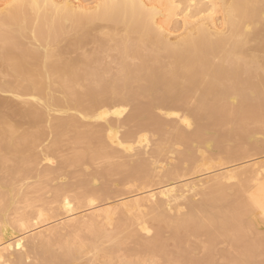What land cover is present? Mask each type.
Returning <instances> with one entry per match:
<instances>
[{
  "label": "bare ground",
  "instance_id": "bare-ground-1",
  "mask_svg": "<svg viewBox=\"0 0 264 264\" xmlns=\"http://www.w3.org/2000/svg\"><path fill=\"white\" fill-rule=\"evenodd\" d=\"M161 13L164 18L163 25L156 20V16ZM217 14L220 15L219 23L222 29L215 22ZM177 18H181L183 33L171 40L175 29L169 27ZM88 44H94L95 49L92 48L93 52L86 54L88 51H85L84 46ZM81 49L85 51L81 52L83 54L78 53ZM110 51L115 52V56L110 57L114 66L105 60V55ZM69 53L76 56L71 57L73 54ZM121 118V124L129 126L125 133L121 132L123 134L118 131L117 126L113 127L116 124L121 125L117 123ZM91 119L100 120L102 124L99 128L95 127V132L91 130L94 133L86 134L88 124L90 127L94 125L88 123L86 126L82 123L87 130L80 134L84 132L83 127L81 132L77 131L79 125L78 129L81 128V122ZM111 119H114L116 124L110 122ZM169 119L172 123L168 124L171 130L166 129L165 132L164 123L169 122ZM132 124L135 125L134 129L131 128ZM253 125L254 128L251 127ZM261 131H264V0H96L91 7L75 5L70 0H3L0 5V172L14 180L24 171L20 166L26 161L29 162V155L33 156L45 135L52 139L49 144L56 142L65 132L74 133V143L87 141L89 149L84 150L73 162L81 165H91L98 160L108 162L111 157L114 159L122 155L125 158L128 154L134 155L136 150L146 153L152 137L156 139L154 144L152 142L153 145H150L153 146L149 152L151 160H148L147 155V160L140 159L141 161L135 164L132 162L133 167L129 165L127 168L128 165L120 164L124 167H121L120 171L117 166H113V170L110 169L112 167L106 168V173L105 168L103 171L100 169L101 171L93 172L91 177L98 173L96 175L101 176V179L104 178L103 173L109 175L118 170L117 174L121 171L125 175L128 174L123 177L126 181H132L133 178L141 181L142 191L119 201L118 204H106L97 208L94 205L96 200H104L96 196L99 192L103 195L106 191L101 190V185L100 189L95 186L96 189L88 188L91 186L88 183L91 180L84 179L85 186L89 184L88 191L99 190L96 191L97 195L94 193L95 196L88 193L87 197L84 195L88 199L87 206L91 207L92 211L80 216L76 214V217H66V220L53 228L37 231L39 222L44 217L40 212L32 216V213L28 214L27 211L26 216L25 210L20 211L18 213L23 212V218L16 221L17 217L12 216H17L18 210L14 208L17 210L14 211L10 207V213L14 211V214H6H9L11 221L6 217L8 215L4 217L9 221V228L15 226L16 232H7L5 227H0V264H27L28 259L33 262V257L37 264H73L84 240L80 247L77 244L73 246L65 243L67 246L61 248L62 251L58 254L52 253L51 247L66 242L65 240L73 235L79 240L78 235L82 231L92 233L93 238L88 241L93 244L95 239H112L111 236L118 232L115 229L123 231V227L125 229V226H130L142 218L140 215L145 210L150 211L148 215H154L150 217L158 223L159 246L162 242L167 245L170 240L177 246H182V241L185 242L188 235L205 236L207 241L204 249L208 261L212 258V253L216 254L217 250L224 247L226 241V244L229 242L231 246L238 248L236 253L240 251L239 256L236 254L238 258L223 252L227 261L251 260L259 264L258 260L264 258L260 257L261 254L264 255V232L257 238L262 232L255 229L253 236L252 222L255 217L264 221V212L261 211V204L264 203V162L251 164L250 161L249 165L237 168L233 167L234 165L228 167L227 162L253 157L252 154L257 153L258 147L252 146L255 142L252 139ZM194 144H203L207 149L209 145H213L216 154L213 155L209 151L208 153L212 163L217 157V172L202 181H184L178 186L165 184L158 187L157 184L159 189H151L154 187H151L152 175L155 174L153 180L157 176L152 165L164 161V157H161L166 156V153L173 152L176 157L177 147L185 150L181 153L178 149L181 154L177 157L181 162H187V169L179 168L180 170L172 172V168L168 167V173H160V177L164 175L172 179L177 176L175 179H179L182 178V173L203 174L217 168H213L203 157L202 160L198 157L201 161H196L195 155L199 154L194 152ZM90 145L94 146L93 149ZM197 149L199 152V148ZM140 151L135 152L134 156L142 152ZM170 157H165V160ZM178 162L179 159L175 164ZM124 170L129 173H124ZM87 174L90 176L89 172L85 173L86 176ZM170 178L160 181L168 183ZM107 192L105 196L111 194ZM64 194H59V207L66 214H72L74 198L78 199V196L75 194L74 198H70ZM84 196L81 200L85 199ZM190 196L194 199L201 197V200L198 199V203H195L190 200ZM1 203L0 209L5 207L6 210L8 203ZM26 206L28 207L27 204L23 207ZM179 208L184 212H180L181 215ZM171 211H174V216L171 213L169 215L168 212ZM114 216L118 219L113 218ZM115 219L116 228L114 223L112 224ZM31 223L35 225L30 227ZM151 224L152 222L148 228ZM100 225L102 228L107 226V229L113 226L114 231L111 230L114 233L105 232V227L103 231ZM142 226V231H148L145 225ZM29 228L37 232L33 231L30 236L29 233L27 239ZM165 229L170 230L171 236L167 237H171L170 240L161 239ZM122 231L121 233L126 235ZM104 232L105 235L101 237ZM167 232L166 236L169 235ZM121 233L117 235L121 236ZM130 235L129 233V237ZM218 239L221 245H217ZM114 240H108L109 244ZM187 240L188 238L186 242L187 245L191 244L192 250L195 244ZM101 241L103 244L104 240ZM96 244L97 241L95 246ZM147 244L142 250L151 255H162V251L156 249L157 247L150 248L151 244L150 247ZM114 246L113 244L108 247L109 251L104 248L105 252L101 251L104 252L103 256L109 258ZM213 246L217 248L214 250ZM97 247L99 246L97 245L94 251ZM222 250L226 251L223 248L219 252ZM165 252L168 254L167 250H164ZM185 253L187 255L186 250ZM215 254L214 259L219 255ZM176 256L178 257L177 254ZM257 256L259 258L255 260ZM180 257L182 258H178ZM32 262L31 264H34ZM106 262L104 263L112 264Z\"/></svg>",
  "mask_w": 264,
  "mask_h": 264
},
{
  "label": "rangeland",
  "instance_id": "rangeland-1",
  "mask_svg": "<svg viewBox=\"0 0 264 264\" xmlns=\"http://www.w3.org/2000/svg\"><path fill=\"white\" fill-rule=\"evenodd\" d=\"M3 1V0H2ZM2 1L0 0V5H2ZM6 0H4V2H5ZM70 2H73V3H75V5H83V6H89V7H91V6H93L94 4H95V2H96V0H70ZM216 16V15H215ZM219 17H220V15L219 14H217V16L215 17V22L220 26V29H222V27H221V23H219L220 22V20H219ZM163 14L161 13V14H158L157 16H156V20L160 23V24H164L163 23ZM217 20V21H216ZM161 21H162V23H161ZM174 25V26H173ZM217 25V26H218ZM104 26V25H103ZM101 28L104 30V28L102 27V25H101ZM170 29H175V32L173 33V36L174 37H171V40H174V38L175 37H177V36H180L182 33H183V26H182V21H181V18H177V21H174L173 22V24L171 23L170 24V27H169ZM105 32V31H104ZM92 45V46H91ZM93 45L94 44H88V45H86V46H84L85 47V51H88V52H85V51H82V49L84 50V47L81 49V51L79 50L78 51V53L79 54H83V53H81V52H85L86 54H89V53H91V52H93L92 50V48H94L95 49V46L93 47ZM89 50H91L90 52H89ZM67 52V51H66ZM76 53V52H75ZM78 53H76L77 55H78ZM84 53V54H85ZM69 54H73V55H71V57H75L76 55L74 54V53H69ZM68 54V55H69ZM75 55V56H74ZM70 56V55H69ZM107 58L105 59L106 60V63H110L111 61H112V59L110 58L111 56H115V52H113V51H110L109 53H107L106 55H105ZM113 61H114V58H113ZM113 62H111L110 64H112ZM111 66H114V63L111 65ZM127 110H129V108L127 109ZM172 120V119H171ZM121 121H123V118H121L120 120H119V122H117V123H122ZM168 121V120H167ZM110 122H112V123H114V124H116L115 122V120L114 119H111V121ZM166 122V121H165ZM85 123V125L87 126V124L88 123H90V125L92 126V124L94 125V126H92V127H90L89 126V124H88V128L90 129H88V133L86 132V127H84L83 126V124ZM112 123H110V124H112ZM170 119H169V122H167V123H164L166 126L164 127V130H165V132H166V129H169V130H171L170 128L171 127H169L168 126V124L170 125ZM99 124V125H98ZM102 123L100 122V120H94V119H91V120H87V121H85V122H81V128L80 129H78L79 127H80V125H79V127L77 128V131H82V127H83V130H84V132L82 131V133H80V134H84L85 132H86V134H90V133H92L93 131L95 132L97 129L95 128V127H100V125H101ZM172 124V123H171ZM96 125V126H95ZM113 125V124H112ZM117 126V129H119L118 131H120V133L121 132H123V133H125L129 128V126L127 127V126H125V125H119V124H116L115 126L113 125V127H116ZM168 126V127H167ZM39 128H40V126H38ZM37 127V128H38ZM48 127H50V125H48ZM120 127H124V129L122 130V128H120ZM133 127H135V125H131V128L132 129H134ZM181 127V126H180ZM252 128H254V125L253 126H251ZM258 127V126H257ZM38 128V129H39ZM42 128V127H41ZM44 128V127H43ZM42 128V129H43ZM92 128H94V129H92ZM127 128V129H126ZM229 128H231V127H229ZM34 129H36V128H34ZM126 129V130H125ZM91 130H93V131H91ZM122 130V131H121ZM90 131V132H89ZM93 132V133H94ZM65 133H67V132H65ZM65 133H62V135H60V137L59 138H61V139H59L58 138V140H56V142H58L56 145L55 144H53V143H56V142H51V144H49L50 142L49 141H52V139H51V137L50 136H47L46 137V135L43 137V139L39 142L40 143V146L38 145L37 146V149H35V152H34V154H33V156L35 155V157H37V158H35V157H33L32 156V154L31 153H33V152H31L30 154L31 155H29V157H31V158H29L28 160H29V162L27 163V161H26V163L23 165V166H20V169L21 170H24L23 172L21 171V173H19L18 175H17V177L14 179V180H12L10 177H8L5 173H2V172H0V203L2 202L3 204L5 203V201L8 203L7 204V206H6V210H4L5 209V207L1 210L0 209V211L2 212L3 211V213H0V217H1V219H0V223H1V225H0V227H5V229L7 230V232H11V231H15L16 230V228H15V226H14V228H15V230H14V228L12 227V228H9V227H11L10 225H9V221H7V218L9 217V214H6L7 212H9L10 213V209L11 208H15V209H17V210H15L14 209V211H17L16 213H18V212H20V211H24V213L26 214V216H28V214L29 213H32V216H34V215H36L37 213L39 214V212H40V214H42V215H44V217L42 218V220H41V222L43 221V223L41 224V222H39L40 224H39V230H37V231H44V229L46 230V229H50V228H53L54 226H56L59 222H61V221H64V220H66L67 218H69L70 216H73V217H76V214H77V216H80V215H83V214H86L87 212L89 213L90 211H92L91 209V207H89V206H87L88 205V199L87 198H85V196L84 195H86V197H87V194L86 193H88V194H90V196H95V195H97V192L99 191L98 189L95 191L96 192V194L94 195V193L95 192H92L91 191V189H96V188H99L100 189V185H101V190L102 191H108L107 192V194L108 193H111V194H108V195H106V196H108L107 197V199H106V196H105V194H106V192H105V194H100V192H99V195H97L96 197L98 198L99 197V199L102 197V199H100V200H104L103 202H101V201H99V200H96V198H95V200L97 201V203L95 202L94 203V205L97 207V208H101L102 206H104V205H108V204H112V205H115L116 203L118 204V202L119 201H121V200H123V199H126V198H128L129 196H132V195H135V194H137V192L139 193L140 191H142V187H143V184L141 183V181L138 179V178H133L132 179V181H126L123 177H126L127 175H125V174H123L122 173V171H121V173L120 172H118V174H117V171L114 173H111V174H109L108 175V173H107V175L105 174L106 173V171H107V169H109L110 167H112V168H110V169H112L113 170V168H115V167H113V166H117V169H119V171L120 170H122L121 169V167H123V165L124 164H126V165H128L127 166V168L129 167V165H131V167H133L132 165L133 164H135V163H138V161H141L140 159H144V160H147L145 157H147V155H149L148 156V160H151V157H150V151L152 150V148H153V146H150V145H153L154 144V142H155V140L154 139H156V137L154 138V137H152V141H150L151 143L153 142V144H151V143H149V147L147 148V152L146 153H143L144 151H140L141 153H142V156H140L141 155V153H139L138 155L136 154V157L134 156L135 155V152H139L138 150H136L135 152H134V155H132L133 153H131V154H128V155H126L125 156V158L123 157V155H122V157H117V158H115L114 157V159L112 158H110V160H108V162H106V160H98V161H95V162H93V164H91V165H89L90 163H88L87 165L86 164H73V162H74V159L78 156V155H80L84 150H87V149H89V147H88V145L89 144H87L88 142L87 141H85V143L87 144H85V143H83L82 141H79L78 143L79 144H77V143H74V141H73V136H74V133L73 132H68V133H70V135H72V136H70V135H68V133L67 134H65ZM79 133V132H78ZM123 133H121V134H123ZM263 133V134H262ZM121 134H119L120 136H121ZM63 135H65V136H63ZM63 136V137H62ZM123 136V135H122ZM48 140V141H47ZM83 140H86V139H83ZM154 140V141H153ZM253 141H255L257 144H255V142L253 143V141L251 142V143H253V145L252 146H257L258 147V151H257V153L256 154H252V153H250V154H252L253 155V157L251 156L250 158H247V159H245V160H237V162H236V160H235V162H232V163H228L227 162V166L228 167H231V166H233V167H241V166H245V164L246 165H249L250 164V161H251V164L252 163H259V162H264V131H261L260 133H258V134H256L254 137H253V139H252ZM73 141V142H72ZM42 142V143H41ZM49 142V143H48ZM74 143V144H73ZM75 144H77V145H75ZM46 145V146H45ZM53 145V146H52ZM52 146V147H51ZM49 147V148H48ZM92 147H94V146H92ZM91 147V145H90V148H92ZM203 147V148H202ZM209 148L207 149L206 148V146H204L203 144H194V152L196 151V153L197 154H199V156H197V155H195V158H196V161H201L202 160V158L201 157H203V158H205L206 160H208L209 161V163H211L210 165H213L212 167L213 168H215L214 166H216L217 165V163H218V160H217V157H216V161L214 160V162L212 163V159H211V157H209L210 156V154L209 153H211V154H213V155H215L216 154V151H215V149L214 148H212L213 147V145L211 144V146L209 145L208 146ZM53 148V149H52ZM197 148H199V152H198V149ZM93 149V148H92ZM150 149V150H149ZM179 149V151H181V153H183V152H185V150H184V148H181V147H177L176 148V151H175V154H176V157H175V155H174V153L172 152V153H166V156H162L161 157V159L164 157V161L162 160V162L160 161V162H155L153 165H152V167L153 168H155V170H153V172H156V175L159 177H155L154 178V180H153V177L155 176V174H153L152 175V186L151 187H153V188H151L149 185H150V183H149V185H147V186H149L148 188L150 189H154V190H156V189H159L158 187L159 186H161V187H163V186H165V184L166 185H168V184H174V185H176V186H178V185H180L181 183L183 184L184 183V181L185 182H187V181H190V180H197V179H200L201 181L204 179V178H206V177H209V176H211V175H213L215 172H217V170H218V168L219 167H217V168H215V169H212V172H210V173H208V172H203V174H205V175H203L202 173H200V174H190V172H189V174L187 173V175L185 174V173H182L183 174V176L182 175H180L182 178H180L179 177V179H175V178H177V176L174 178V177H172V179L171 180H167L168 181V183L167 182H163L162 183V181H166V179H169L168 177H164V175H166V173H168L167 171H169L170 169L169 168H172L170 171H175V170H186L187 169V167H188V164H187V162H181L182 160L179 158V157H177V155H180L181 153H178V150ZM49 150V151H48ZM201 150H203L204 152L202 153L201 152ZM208 151H209V153H208ZM213 152V153H212ZM36 153V154H35ZM147 153H149V154H147ZM178 153V154H177ZM192 153V152H191ZM195 153V154H196ZM207 153H208V155H207ZM215 153V154H214ZM173 154V155H172ZM204 154V155H203ZM207 156H206V155ZM47 155V156H46ZM169 155L172 157H170L169 159H167V160H165L166 158H168L169 157ZM193 155H194V153H193ZM203 155V156H202ZM213 155H211V156H213ZM197 156V157H196ZM33 157V158H32ZM144 157V158H143ZM166 157V158H165ZM174 157V158H173ZM198 157H200V159L198 158ZM258 157V158H257ZM34 158H35V160H34ZM177 158V159H176ZM137 159V160H136ZM178 159L180 160V162H178L177 164H175L177 161H178ZM214 159V158H213ZM252 159V160H251ZM134 160V161H133ZM253 160H255V161H253ZM153 161V160H152ZM151 161V162H152ZM158 161V160H157ZM166 161V162H165ZM195 161V162H196ZM211 161V162H210ZM132 162H134L133 164H132ZM216 162V163H215ZM223 162H225V161H223ZM223 162H219V163H223ZM160 163V164H159ZM180 163V164H179ZM197 163H200V162H197ZM226 163V162H225ZM248 163V164H247ZM117 164V165H116ZM120 164H123V165H120ZM165 164V165H164ZM179 164V165H178ZM186 164H187V166H186ZM215 164V165H214ZM126 165H125V167H126ZM174 165H175V169H173L174 168ZM180 166V167H178V166ZM118 166H120V167H118ZM170 166H173V167H170ZM160 167H163V169L161 170L160 169ZM169 167V168H168ZM177 167V168H176ZM104 168L106 169L105 170V173H103V176H104V178H101V179H99L100 177L98 176V175H96V174H98V173H96L95 174V176H93V177H91L92 175H93V172L95 173V172H98V171H101L102 169L104 170ZM124 168V167H123ZM126 168V169H127ZM180 168V169H179ZM101 169V170H100ZM129 169H131V168H129ZM128 169V170H129ZM102 170V171H103ZM128 170H124L125 172L124 173H127L128 172ZM167 170V171H166ZM51 171V172H50ZM109 171V170H108ZM161 171V172H160ZM165 171H166V173H165ZM51 174H50V173ZM87 172H89L90 173V176H88L89 174H87V176L85 175V173H87ZM92 172V173H91ZM112 172V171H111ZM158 172V173H157ZM101 173V172H100ZM110 173V172H109ZM129 173V172H128ZM162 173H165L164 175H163V177H160V176H162L161 174ZM207 173H208V175H207ZM49 175V176H48ZM102 175V174H101ZM105 175H106V177L107 178H105ZM122 175V176H121ZM102 176V177H103ZM179 176V175H178ZM185 176V177H184ZM190 176V177H189ZM198 176H200V177H198ZM87 177V178H86ZM90 177V178H89ZM96 177V178H95ZM96 179V180H94V179ZM121 178H123V179H121ZM84 179H90L91 181L90 182H88V180H87V182L91 185V186H89V184L87 183V185L89 186H85V184H84ZM104 179V180H103ZM187 179V180H186ZM122 180V181H121ZM130 180V179H129ZM159 180V181H158ZM160 180H162V181H160ZM177 180V181H176ZM104 183H103V182ZM136 181H139V182H137L136 183ZM156 181H157V183H156ZM126 182H127V184H126ZM174 182V183H173ZM262 182V181H261ZM138 183H139V185H138ZM161 183V185H159ZM84 184V185H83ZM124 184V185H123ZM156 184V185H155ZM157 184H158V187H157ZM79 185H80V187H79ZM82 185V186H81ZM93 186V187H92ZM96 188H95V187ZM107 186H108V188H107ZM141 186V187H140ZM146 186V185H145ZM144 186V187H145ZM146 186V187H147ZM66 187H67V189H66ZM71 187V188H70ZM90 188L91 187V189H89V191H88V188ZM105 187H106V189H105ZM156 187V188H155ZM160 187V188H161ZM147 188V189H148ZM64 191H63V190ZM84 189V190H83ZM57 190V191H56ZM60 190V191H59ZM66 192L67 190H69V191H67L66 192V194H64L63 192ZM86 190V191H85ZM56 191V192H55ZM94 191V190H93ZM113 191V192H112ZM79 193H80V195H79ZM85 193V194H84ZM59 194H64V195H67V196H69L70 198H74L76 195L78 196V199H76V197L74 198L75 199V201H77V202H75L74 201V203H73V211L75 212H71L72 214H66L65 213V211L62 209V208H60L61 206H60V201H61V198H60V195ZM76 194V195H75ZM62 195H61V197H62ZM58 196V197H57ZM84 196V198L86 199H82L81 200V198ZM111 196V197H110ZM113 196V197H112ZM55 197H57V199L55 198ZM197 197H199V196H197ZM27 200H25V199ZM53 198H55L56 200H55V202L53 201L54 199ZM201 198V197H200ZM200 198H196L195 197V199L194 198H191V196H190V200L191 201H194L195 203L198 201V199H200ZM24 199V200H23ZM29 199V200H28ZM59 199V200H58ZM90 199H92V200H94V198H90ZM94 200V201H95ZM189 200V199H188ZM188 200H186L187 201V203H188ZM189 200V201H190ZM197 200V201H196ZM201 200V199H200ZM30 201V202H29ZM32 201V202H31ZM86 201V202H85ZM19 202V203H18ZM98 202H100V203H98ZM1 203V204H2ZM31 203V204H30ZM45 203H46V205H45ZM48 203V204H47ZM49 203H51V204H49ZM52 203H53V205H52ZM57 203V204H56ZM81 203V204H80ZM82 203L84 204L83 206H82ZM102 203V204H101ZM187 203H184V205H186ZM198 203V202H197ZM27 204L28 205V207L26 206V208H24L25 207V205ZM55 204V205H54ZM75 204V205H74ZM48 205H51V206H48ZM80 205V206H79ZM98 205V206H97ZM183 205V206H184ZM24 206V207H23ZM30 206V207H29ZM34 206V207H33ZM36 206V207H35ZM43 206V207H42ZM60 206V207H59ZM101 206V207H100ZM182 206V207H183ZM11 207V208H10ZM22 207V208H21ZM59 207V208H58ZM79 207H81V208H79ZM88 207H89V210H88ZM181 207V208H182ZM10 208V209H9ZM21 208V209H20ZM78 208V209H77ZM93 208H95V207H93ZM181 208H179V210H178V212H179V214H180V212H182L180 209ZM12 209V210H13ZM23 209V210H22ZM182 209H184V207L182 208ZM185 209H186V206H185ZM44 210V211H43ZM83 210V211H82ZM14 211H11V213H12V215L14 214ZM27 211H28V214H27ZM62 211H64V213L62 212ZM36 212V213H35ZM78 212V213H77ZM84 212V213H83ZM86 212V213H85ZM186 213H187V211H185ZM11 213H10V215H11ZM15 213V214H16ZM21 213H23V212H21ZM21 213H18V214H20L21 215ZM50 213V214H49ZM150 213V211H148V210H145V211H143L142 212V215H140V216H142V218H140V219H138L137 221H134V223H132V224H130V226H125V229H124V227L122 228L123 229V231H124V234H126V235H123L122 233H121V231L120 230H118V229H115L116 231H118L117 232V234L118 233H121L122 235L121 236H118L117 234H114V236H115V238H113L114 236H111V238L112 239H115L116 241H118V242H116L115 240L114 241H111L112 242V245L114 244L115 246V248H113L112 250H111V252L110 253H112V255L110 254L108 257L109 258H106V256H103L104 254H102V253H104L105 252V249L104 248H106L108 251H109V249H108V247L110 248V246H112L111 245V242H110V244H109V241L110 240H112V239H108L107 237H105V239L107 238V242H108V244H107V242H106V240L104 239V238H101L100 239V237H99V239L100 240H94V244L93 243H90L88 240H91V238H93V236H92V233L90 234V232H85V231H82L81 232V234L82 235H84L82 238H81V234L80 235H78L79 236V240L78 239H76L75 237H74V235H73V237L76 239L75 241H74V238L73 237H70V238H67L68 239V241H67V239L65 240L66 242H61V244H55V245H53V247H51V249L52 250H50L52 253H55L56 254V252H57V254L58 253H61V252H59V251H62V250H60L61 248H63L64 246H67V245H71V244H73V246H74V244L76 245L77 244V246H79L80 244H81V242H82V240H84L83 241V244H81L82 246L80 247V250L78 251L79 252V254H78V258H77V260H76V262L75 263H73V264H105L104 262H106V261H108L109 263L111 262L112 264H123L124 262H127L128 264H175V263H177V264H181V262H186V256H188V258H187V262H190V261H193V260H195V261H199V262H202V264H208V262H209V264H222V262H225V261H227L228 259H226L225 257H223V254L226 252V253H228V255L230 256V257H232V256H234V257H236L237 255H238V253L240 254V251L239 252H237L236 253V250H238V248H236L235 246H231L232 244H229V242H228V244H229V246H228V244H226V241H225V245H223V246H220V247H223V248H225V250L226 251H224V250H222L221 252H219L221 249H223V248H220L219 246H218V248H220L219 250H217L218 251V253H216L215 254V252L214 253H212L213 255L215 254L217 257L214 259V257H213V255L211 256L212 258H209V261H208V259L206 258V255H207V253H205L206 251H205V249L204 248H206V241H207V238L205 237V236H199V237H194V236H192V237H189V235H188V237H186L185 238V242L184 241H182V246L181 245H179V246H177V244H175L174 242H173V240H170V238L171 237H169V238H167L168 236H171L170 235V230L168 231V229L166 230H163V232H162V240H165V239H169L170 241H168V243H167V245H163V242H162V245H163V247H162V245H161V243H160V246H159V242H157L158 240H157V227H158V223L156 222V221H154V220H152L153 218L152 217H150V216H154V215H148ZM169 213V215H171L172 214V216H174V211H171V212H168ZM167 213V214H168ZM171 213V214H170ZM182 213H184V212H182ZM2 214V215H1ZM18 214H17V216L16 215H14V216H12V217H17V220L16 221H18L19 219H21V218H23V216L21 215V217H19L18 216ZM67 216H66V215ZM153 214V213H152ZM5 215H8V216H6L7 218H6V220H5ZM31 215V214H30ZM175 215H177L176 213H175ZM181 215V214H180ZM182 215H184V214H182ZM168 216V215H167ZM24 217H25V215H24ZM61 217V218H60ZM67 217V218H66ZM116 216H114L113 218H115ZM139 217V216H138ZM143 217H144V219H143ZM171 217V216H170ZM258 217V216H257ZM29 218H31L30 216H29ZM117 218V217H116ZM148 218V219H147ZM152 218V219H151ZM172 218V217H171ZM175 218V217H174ZM260 220H261V218L260 217H258ZM118 219V218H117ZM117 219H115V220H113V222H112V224H113V226L116 228L117 226ZM141 219H143V222L141 221ZM173 219V218H172ZM259 219H257L256 217H255V219H254V221L252 222V231H253V236H254V234H255V229L257 230V232L259 231V232H262V233H256V234H258V236H256L257 238H260L262 235H263V232H264V221L262 222V221H260ZM6 221V223H8L7 225H9V226H7L6 225V223H5V221ZM8 220H10L9 218H8ZM12 220H14V219H12ZM45 220H47L48 221V223H47V221H45ZM146 220L148 221V222H146ZM151 220V221H150ZM260 222H262V223H260ZM11 221V220H10ZM15 221V222H16ZM56 221V222H55ZM149 221H150V223L152 222V224H151V228L149 227L148 228V225L150 224L149 223ZM153 221H154V224H153ZM33 222V221H32ZM52 222V223H51ZM139 223V225H137L138 223ZM14 223V222H13ZM116 223V224H115ZM145 223V224H144ZM149 223V224H148ZM10 224H12V222H10ZM32 224H34V223H31L30 225H32ZM13 225H15V224H13ZM35 225V224H34ZM101 225H102V223H101ZM100 225V226H101ZM104 225V224H103ZM129 225V224H128ZM142 225H145V227H147V229H148V231H142V227H144V226H142ZM41 226H42V228H41ZM44 226V227H43ZM112 226V225H111ZM112 226V227H113ZM138 226V227H137ZM152 226H154V227H152ZM30 227H33V225L32 226H30ZM106 228V230H105V228ZM112 227H109L108 229H107V226H103V228H102V226H101V228L103 229V231L105 230V232H109L110 234H112V233H114L113 231H114V228H112ZM140 227V228H139ZM135 228V229H134ZM154 228V229H153ZM30 229V228H29ZM27 230V235L26 236H28V234H29V236L32 234V232L34 231V229L32 228V230L30 229V230ZM113 231H112V230ZM139 229V230H138ZM132 230V231H131ZM37 231H34V232H37ZM102 231V232H103ZM122 231V232H123ZM127 231V232H126ZM130 231V232H129ZM141 231V233H139ZM169 233H168V232ZM16 232V231H15ZM33 232V233H34ZM101 232V231H100ZM105 232H104V234L102 235V233H101V237H103L104 235H105ZM146 232H148V234L146 233ZM166 232L169 234V235H167L166 236ZM85 233V234H84ZM108 233V234H109ZM129 233L132 235H130V237H129ZM143 233V234H142ZM164 233V234H163ZM92 236V237H90V235ZM107 234V233H106ZM128 234V235H127ZM135 234V235H134ZM137 234H138V236H137ZM77 235H75V236H77ZM116 235H117V237H116ZM29 236L27 237V239L29 238ZM78 236H77V238H78ZM135 236V237H134ZM252 236V237H253ZM32 237V236H31ZM85 237V239H83ZM129 237V238H128ZM89 238V239H88ZM146 238V239H145ZM164 238V239H163ZM188 238V242H190V243H194L196 246H198V247H196L195 245H193L192 246V250H190L191 249V244L189 245H187V242H186V239ZM262 238H264L263 236H262ZM261 238V239H262ZM118 239V240H117ZM221 239V238H220ZM79 241V244H78V241ZM101 240H104V242H103V244H102V241ZM109 240V241H108ZM77 241V242H76ZM89 242V244H88V242ZM98 242V244H96V246L98 245L99 247H97V248H99L98 250L99 251H97V248H96V254H95V251H94V248L96 247L95 246V242ZM101 241V242H100ZM222 241H223V239H222ZM147 242H148V244H147ZM67 245H66V244ZM65 244V245H64ZM92 244V245H91ZM102 244V245H101ZM142 244L144 245V246H142ZM146 244L150 247V244H151V247L150 248H152V247H157L156 249H159L160 251H162L161 252V254L162 255H160V256H158L159 254L157 253V255L155 254V255H151V254H149V253H147V251L145 252V250H142L143 248H145V246H146ZM216 244V243H215ZM214 244V245H215ZM219 244V239H218V241H217V245ZM222 244H224V242H222ZM57 245V246H56ZM108 245H110V246H108ZM219 245H221V244H219ZM147 246V247H148ZM187 246V247H186ZM190 246V247H189ZM195 246V248L193 249V247ZM205 246V247H204ZM231 246V247H230ZM59 247V248H58ZM76 247V246H75ZM143 247V248H142ZM148 247V248H149ZM175 247V249H173ZM213 247H215V246H213ZM78 248V247H77ZM76 248V249H77ZM91 248V249H90ZM112 248V247H111ZM163 248H166V249H163ZM179 248H182V249H185L186 251H187V255H185L186 253H185V250H180ZM196 248H197V250H196ZM217 247H215L214 248V250L216 249ZM235 248V249H234ZM176 249H179L180 250V252L181 253H179L178 251L179 250H177V251H174V250H176ZM92 250H93V254H92ZM106 250V251H107ZM164 250L166 251L167 250V252H168V254L165 252L164 253ZM213 250V251H214ZM234 250H235V252H234ZM101 251H104V252H102L101 253ZM174 251V252H173ZM183 251H184V253H183ZM216 251V252H217ZM228 251V252H227ZM89 252V253H88ZM172 252H173V257H175V254H177L178 255V257L179 256H182V258L180 257V258H178L177 256L175 257V258H173L172 257ZM224 252V253H223ZM84 253V254H83ZM106 253H108V252H106ZM222 253V254H221ZM83 254V255H82ZM100 254H102V255H100ZM181 254V255H180ZM205 254V255H204ZM237 254V255H236ZM82 255V256H81ZM163 255H164V257H163ZM171 255V256H170ZM221 255V256H220ZM31 256H33V255H31ZM170 256V257H169ZM239 256V255H238ZM238 256L236 257V258H238ZM261 256H264V255H260V257ZM102 257H104V258H102ZM165 257H167L168 258V260H167V258H165ZM221 257V258H220ZM222 257L224 258V259H222ZM30 259L32 258V257H29ZM95 258H98V259H95ZM163 258H165V259H163ZM177 258V259H176ZM204 258V259H203ZM257 258H259V256H257L256 258H255V260L257 259ZM33 259V262H32V260H30L32 263H34V264H37V262H35L34 261V257L32 258ZM96 261H95V260ZM178 259L180 260V261H178ZM204 261H203V260ZM207 259V260H206ZM261 259H264V258H260V260H258V263L261 261ZM94 260V261H93ZM166 260H167V262H166ZM202 260V261H201ZM212 260H213V262H212ZM29 261V259L26 261V263L27 264H31V262ZM30 262V263H29ZM89 262V263H88ZM94 262H96V263H94ZM108 262H106V263H108ZM123 262V263H122ZM173 262V263H172ZM211 262V263H210ZM257 262V261H256ZM127 263H124V264H127Z\"/></svg>",
  "mask_w": 264,
  "mask_h": 264
},
{
  "label": "snow or ice",
  "instance_id": "snow-or-ice-1",
  "mask_svg": "<svg viewBox=\"0 0 264 264\" xmlns=\"http://www.w3.org/2000/svg\"><path fill=\"white\" fill-rule=\"evenodd\" d=\"M261 211L264 212V203L261 204ZM17 247H19V245H17ZM262 252H264V243H262ZM181 264H202V262L193 260L190 262H181ZM222 264H256V262L251 260H245L240 262L225 261L222 262ZM259 264H264V259H261Z\"/></svg>",
  "mask_w": 264,
  "mask_h": 264
}]
</instances>
